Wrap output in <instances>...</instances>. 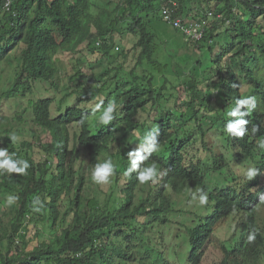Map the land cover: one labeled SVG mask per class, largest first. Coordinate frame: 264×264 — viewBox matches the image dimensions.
<instances>
[{
	"label": "trees",
	"instance_id": "obj_1",
	"mask_svg": "<svg viewBox=\"0 0 264 264\" xmlns=\"http://www.w3.org/2000/svg\"><path fill=\"white\" fill-rule=\"evenodd\" d=\"M175 1L176 14L203 30L182 60L158 58L152 20H163L162 0H15L7 10L0 0V64L15 62L0 101L33 95L35 82L54 89L28 98L27 116L0 117V148L30 164L26 174L0 171V194L19 197L0 235V264H203L209 246L218 251L209 264H264V0ZM67 57L76 60L57 97ZM110 95L120 107L103 125L93 109ZM245 96L256 107L246 134L234 137L228 112ZM157 127L159 147L145 165L159 176L140 184L125 175L127 154ZM105 159L116 174L98 185L91 171ZM198 189L208 194L203 207L192 199ZM233 214L245 221L225 237Z\"/></svg>",
	"mask_w": 264,
	"mask_h": 264
},
{
	"label": "clouds",
	"instance_id": "obj_2",
	"mask_svg": "<svg viewBox=\"0 0 264 264\" xmlns=\"http://www.w3.org/2000/svg\"><path fill=\"white\" fill-rule=\"evenodd\" d=\"M7 10V9H6ZM185 17V16H184ZM187 41V40H186ZM118 47H115L117 50ZM120 105L114 100H110L106 106H104V100L100 99L95 104L94 112H100L99 123L103 125H109L115 118L114 114L118 111ZM256 107L255 100L251 96H245L239 98L236 101V106L228 112V116L237 117L235 120H230L225 128V131L234 136L242 138L246 134V125L248 120L244 119L250 112ZM103 108L102 112L100 111ZM241 109H246L241 111ZM254 131L256 129H253ZM159 136V128H152L142 137V142L138 147L132 151H129L127 156L130 166L126 169L125 175H131L136 173V180L140 184L156 183L159 176L157 167L155 164L145 165V162L150 159L152 153L157 151L159 144L157 137ZM10 140L15 141L14 135L9 137ZM261 146L264 147V141L261 142ZM15 153H9L7 148H0V171H6L8 173L26 174L27 169L30 167L29 162L26 159L15 158ZM116 174V165L112 159H105L103 162L96 163L91 171V180L98 185H106L111 182V178ZM258 175V169L250 168L247 171L248 179H253ZM19 199L16 195H9L7 197V204L11 206ZM193 200H198L200 206L208 204V194L203 189H198L197 193L192 196ZM261 199L264 200V194L261 195ZM44 209V203L39 197H35L32 201V211L36 213L42 212ZM255 238L254 234L249 235V240Z\"/></svg>",
	"mask_w": 264,
	"mask_h": 264
},
{
	"label": "rangeland",
	"instance_id": "obj_3",
	"mask_svg": "<svg viewBox=\"0 0 264 264\" xmlns=\"http://www.w3.org/2000/svg\"><path fill=\"white\" fill-rule=\"evenodd\" d=\"M187 19L193 20L191 18H187ZM152 29L157 35L156 42L159 45L158 58L160 60H164V59L169 58L171 56L175 57L178 60H182L186 54H193L194 53L195 50H193L192 46H187L184 36H182V34L176 28H174L170 23H167L163 20L153 19L152 20ZM118 39H115V41L119 43ZM122 43H123V45H126L125 40H122ZM114 45H119V44L114 43ZM67 58H69V59H62L58 63L59 67L61 68V74L59 75L60 78L55 80V85H56L57 89L59 88L58 90L55 88L56 93L59 92L60 89L62 88V86L64 85V83H66V80H67L66 75L68 74L69 67L71 69V66L73 65V63L76 60V58H74V57H71V58L67 57ZM80 61H81V59H80ZM107 61H108L107 57H104L102 59V65L103 66L106 65ZM14 64H15V62L9 63L8 61H3L0 64V91L7 84L8 74L10 73L12 66ZM78 67H81L82 69L87 70V68H85V65L83 63H79ZM97 69H98V67H97ZM43 87H47L48 90H44ZM52 91H54V89L51 88L49 85H46V83L35 82L33 95H29L23 99L16 97L14 99H11L10 101L7 99L1 100L0 101V117H3V119L4 118H12L11 115H14L15 113H17V114L23 113V115L27 116L29 114V112L28 111L25 112L24 108L26 109V107H27L28 98H34L35 99L39 96L52 95V94H54V93H52ZM58 94L59 93H57V97H58ZM224 97L225 96H223V98ZM108 98H109V100H114V99H111V98H113L112 95L108 96ZM226 105H229V103H227ZM218 111H219L220 115L224 116L226 109H225V107H222V105H220ZM3 119H1L0 121H3ZM15 123H17V122L15 121ZM19 127L26 129V131L24 129L22 130L24 132L23 137L25 139H29L30 135L28 134L29 133L28 126L25 125L23 127V126L19 125ZM73 129L75 130L74 125L71 127V131H73ZM14 130H16L15 125H14ZM44 137H45V139H48L46 134L44 135ZM8 196L9 195L0 194V235L3 233V231H2L3 228L8 225V221L11 218L9 211L13 207V205L15 204L14 203L11 206H9L7 204V197ZM173 199L174 200L178 199V196L173 194ZM259 216L262 218L261 220L264 222V206L260 207V215ZM244 221H245L244 215L233 214L231 216V218L226 222L227 228H226V233L224 232V236L227 237V236H230L231 234L233 235L234 231L236 230V227L239 226V228H240L243 225ZM37 231H38L37 227H34V226H31L29 229L28 238L30 239V244H31L30 247L36 243ZM177 233H179V232H176V234ZM236 234H238V233H235V235ZM46 237H48V236H46ZM178 249L182 250V252H183L185 247L183 245H181L180 247H178ZM217 253H218V251L215 247H213V246L207 247L203 264H209L212 260L217 259L218 258Z\"/></svg>",
	"mask_w": 264,
	"mask_h": 264
},
{
	"label": "built area",
	"instance_id": "obj_4",
	"mask_svg": "<svg viewBox=\"0 0 264 264\" xmlns=\"http://www.w3.org/2000/svg\"><path fill=\"white\" fill-rule=\"evenodd\" d=\"M15 0H5L4 8L9 9ZM177 6L175 0H162L161 15L165 22L170 23L180 33L183 34L185 40H199L202 37V22L196 19L188 20L184 15H177L174 10Z\"/></svg>",
	"mask_w": 264,
	"mask_h": 264
}]
</instances>
